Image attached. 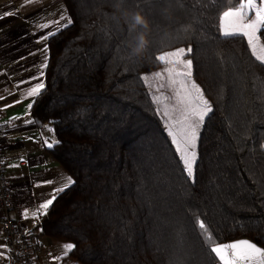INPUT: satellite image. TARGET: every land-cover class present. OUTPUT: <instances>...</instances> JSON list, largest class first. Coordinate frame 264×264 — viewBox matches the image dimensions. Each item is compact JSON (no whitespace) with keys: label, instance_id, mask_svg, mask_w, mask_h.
<instances>
[{"label":"trees","instance_id":"1","mask_svg":"<svg viewBox=\"0 0 264 264\" xmlns=\"http://www.w3.org/2000/svg\"><path fill=\"white\" fill-rule=\"evenodd\" d=\"M63 2L73 23L48 40L46 89L30 117L53 126L48 153L74 184L41 218L42 233L75 244L76 264H221L197 217L215 243L264 249V65L244 38L220 35L229 0ZM137 13L148 28L130 33ZM142 32L148 43L135 55ZM189 47L213 106L194 182L148 85L164 67L156 56Z\"/></svg>","mask_w":264,"mask_h":264},{"label":"crops","instance_id":"2","mask_svg":"<svg viewBox=\"0 0 264 264\" xmlns=\"http://www.w3.org/2000/svg\"><path fill=\"white\" fill-rule=\"evenodd\" d=\"M6 12L13 15L5 16ZM61 15L65 16L61 21L64 24L68 15L63 0H0V97H4L0 99V117L8 124L2 150L13 191L15 215L29 232L37 234L43 251L41 264H73L62 248L69 242L46 237L38 226L45 214L33 216V213L43 212L40 205L51 198L54 189L67 183L70 176L48 153L50 148L45 141L56 142L53 126L48 123L39 126L30 117L31 109L27 108L32 98L26 97V90L39 81L22 84L19 88L16 85L37 76L45 56L49 59V52L45 53L43 49L48 48L50 37L46 40L40 37L53 31L56 25L52 23L48 29H41L39 25L55 22ZM48 181L51 183H46ZM26 209L27 218L23 216ZM2 220L0 213V244L6 245L0 248L3 252L0 260L7 264L8 246Z\"/></svg>","mask_w":264,"mask_h":264},{"label":"snow or ice","instance_id":"3","mask_svg":"<svg viewBox=\"0 0 264 264\" xmlns=\"http://www.w3.org/2000/svg\"><path fill=\"white\" fill-rule=\"evenodd\" d=\"M230 6L224 10L219 17V33L224 38L241 37L246 40L248 49L251 55L260 65H264V0H235L232 3L229 0ZM5 16L13 15L12 12L4 13ZM2 18V17H0ZM65 20V16L61 15L59 20L39 25L41 29H48L50 24L55 23L56 27L53 31H48L41 40H46L49 37L55 36L62 28H66L73 23L71 18H67L66 23L61 24ZM143 25L135 24L132 21L129 24V32L140 31ZM39 42V41H37ZM48 52L47 46L43 49ZM192 48H178L174 51H164L162 54L155 57L165 67L162 72L155 74L163 82L157 86V91L167 88L171 95L165 97L171 103L172 115L168 111L164 112L166 117L165 128L174 151L180 161L183 172L187 178L194 182L195 170L198 161V146L199 137L202 127L207 118L213 112V106L206 99L204 91L193 80V61L186 59L187 54L192 52ZM48 66V57L45 56L44 63L39 65L41 71L37 76L30 77L28 81H20L16 87L19 88L22 84H31V81H39L26 90V97L32 98V102L27 105L30 110L33 107L36 99L39 98L46 89L42 77L44 69ZM146 79V78H145ZM4 99V97H0ZM159 99V97H157ZM15 103H19L16 101ZM9 107V106H5ZM13 117L12 119H17ZM55 143L45 144L52 148ZM264 148V144L261 145ZM46 183H51L48 181ZM74 181L71 177L67 178V183L53 190L51 198L40 205L42 213H33L34 217L41 214H47V210L53 205L57 194L68 189ZM23 216L28 217L27 209ZM196 225L202 236L206 237V243L210 244V252L214 253L221 264H264V249L257 244L248 241H234L228 244L215 243L212 234L209 231L205 221L199 217L196 218ZM6 245L0 244V248H5ZM73 243H64L62 245L64 255L67 256L75 249ZM3 256V252H0Z\"/></svg>","mask_w":264,"mask_h":264},{"label":"built area","instance_id":"4","mask_svg":"<svg viewBox=\"0 0 264 264\" xmlns=\"http://www.w3.org/2000/svg\"><path fill=\"white\" fill-rule=\"evenodd\" d=\"M8 124L0 117V213L3 214L2 231L8 246L7 264H41L42 247L37 234L29 232L15 215L13 191L8 179L2 145ZM0 264H5L0 260Z\"/></svg>","mask_w":264,"mask_h":264},{"label":"rangeland","instance_id":"5","mask_svg":"<svg viewBox=\"0 0 264 264\" xmlns=\"http://www.w3.org/2000/svg\"><path fill=\"white\" fill-rule=\"evenodd\" d=\"M164 67H162L161 69H159L158 71H156L155 73H153V74L150 75V78H148V85H149V89L151 91L152 97H153L154 101L156 102V104L158 106L159 112H160V114L162 115L163 119L166 122V117L164 116V112L165 111H168L169 112V115H172V109H171V103L169 101H167L165 99V97L168 96V95H171V93L168 91L167 88L162 89L159 92L156 90L157 89V86L160 83H162L163 81L160 78H157L155 76L156 73L162 72L164 70ZM157 97H159V99H157ZM241 240H248V239H237V240H234V241H241ZM234 241H231V242H234ZM248 241H251V240H248ZM231 242H228V243H231ZM228 243H224V244H228ZM71 262L73 264H76L73 261H71Z\"/></svg>","mask_w":264,"mask_h":264},{"label":"clouds","instance_id":"6","mask_svg":"<svg viewBox=\"0 0 264 264\" xmlns=\"http://www.w3.org/2000/svg\"><path fill=\"white\" fill-rule=\"evenodd\" d=\"M132 19L135 21L137 25H143L144 29L148 28V23L144 17H142L139 13L134 14ZM148 41L146 39V33H140L138 36L135 37V44L130 43V47L132 49V53L135 55H139L145 49Z\"/></svg>","mask_w":264,"mask_h":264}]
</instances>
